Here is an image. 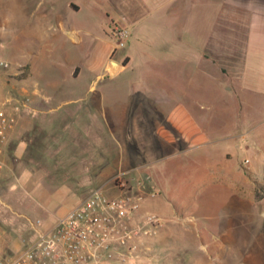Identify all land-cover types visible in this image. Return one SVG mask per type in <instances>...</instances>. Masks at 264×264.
Here are the masks:
<instances>
[{
    "label": "rangeland",
    "instance_id": "obj_1",
    "mask_svg": "<svg viewBox=\"0 0 264 264\" xmlns=\"http://www.w3.org/2000/svg\"><path fill=\"white\" fill-rule=\"evenodd\" d=\"M51 2L63 4L0 0V57L8 63L0 71V99L11 109L20 105L19 129L13 135L18 137L8 147V170L0 186V245L23 244L21 239L32 233L28 219H40L48 227L93 190L120 195L118 176L136 189L139 181L167 178L162 171L169 169L173 182L166 188L176 184L178 189L169 199L151 186L159 195L148 197L141 209L157 214L162 226L138 241L139 264H168L170 253L176 264H264V97L241 90L239 50H229L233 56L224 66L160 61L147 69L152 73L149 81H144L142 67L130 66L115 78H104L95 91L83 77L62 85V96L34 98L36 76L28 41L34 14ZM88 13L82 8L69 14L74 22L89 25ZM113 23L127 25L121 18ZM56 39L42 48L48 64L60 60L61 50L83 62L91 50L86 39ZM126 50L127 43L116 53ZM134 61L140 64V55ZM49 90L55 95L57 87ZM49 108L54 109L40 119L36 110ZM175 109L179 126L198 133L161 146L158 128L179 133L164 115ZM224 154L236 157L237 170L243 173L228 185L205 168L210 162L219 165ZM147 156L151 170L143 165ZM164 223L181 231L159 243L155 239Z\"/></svg>",
    "mask_w": 264,
    "mask_h": 264
},
{
    "label": "crops",
    "instance_id": "obj_2",
    "mask_svg": "<svg viewBox=\"0 0 264 264\" xmlns=\"http://www.w3.org/2000/svg\"><path fill=\"white\" fill-rule=\"evenodd\" d=\"M82 8L89 12L87 16L89 25L78 24L71 20V14ZM34 16L37 18L32 25L33 35L28 41L30 52H33L30 55L36 76L34 84L37 87L31 92L34 98L47 101L62 96L65 91L62 85L65 83L73 85L83 77L88 81L89 89L95 91L94 88L98 87L104 78L108 80L115 78L130 66L142 67L144 81H149L148 77L152 75L149 72L151 69L148 71L147 69L160 61L180 60L191 61L194 66H224L229 63V57L233 56L229 50L240 52V56H237V59L239 57L237 81L241 90L264 97V0H63L61 6L58 7L51 2L46 10L38 11ZM94 16L97 17V22L92 21ZM116 18H121L127 23L125 26L130 29V37L126 42L129 50L120 54L116 53L117 49L112 51L114 38L111 28L116 24L113 23ZM50 29L53 31L50 32ZM59 35H64L72 43H81L85 39L89 42L91 50L84 62L78 61L77 57H71L70 53L64 50H61L60 60L49 64L44 62L42 48L49 43H55ZM136 55H140V64L134 61ZM125 56L127 63L121 68L122 71L109 76L107 67L110 60L122 63ZM51 87H57L55 95L50 93ZM73 89L67 90L72 92ZM98 91L100 95L103 93L101 90ZM52 109L54 108L36 111L41 119L44 113L51 112ZM173 111L164 114L165 120L171 121L172 129L179 131V135L161 126L157 129L162 138L159 141L161 146L169 147L176 144L180 136L189 139L198 133L193 132V129L180 127L177 122L178 117L174 116L178 110ZM18 129L16 124L2 155L3 178L8 170V147L12 139L16 140L18 137L16 133L13 137ZM233 137L234 135H230L229 140H233ZM234 147L237 150L238 144L236 143ZM149 160L150 157L147 156L143 165L151 170ZM218 161H220L219 165L210 162L211 166H205L206 169L211 170L213 179L221 181L226 179L225 184L228 185L232 178H241L243 173L237 170L236 157L224 154ZM169 171V169L162 171L163 176L167 178L152 177L147 185L158 188L162 195L171 199L170 194L178 188L176 184L166 188L172 181V177L168 176ZM43 225L46 228L44 222ZM178 231L181 229L169 227L164 223L155 240L159 243L165 242V238H172L171 235ZM21 246L22 244L11 243L5 247L0 245V248L19 249ZM170 254L171 261L168 264H176L173 254Z\"/></svg>",
    "mask_w": 264,
    "mask_h": 264
},
{
    "label": "built area",
    "instance_id": "obj_3",
    "mask_svg": "<svg viewBox=\"0 0 264 264\" xmlns=\"http://www.w3.org/2000/svg\"><path fill=\"white\" fill-rule=\"evenodd\" d=\"M111 33L112 51L125 45L130 37L129 27L117 23ZM7 65L0 57V71ZM7 103L0 99V185L2 155L20 111V105L11 109ZM248 161L245 159L244 163ZM115 184L122 192L120 195L107 196L93 190L46 228L40 219H28L30 237L21 239L19 249L0 248V264H139L138 241L155 234L162 226L157 214L141 209L146 199L157 197L159 191L147 189L144 181H139L136 189H130L122 176H118Z\"/></svg>",
    "mask_w": 264,
    "mask_h": 264
},
{
    "label": "water",
    "instance_id": "obj_4",
    "mask_svg": "<svg viewBox=\"0 0 264 264\" xmlns=\"http://www.w3.org/2000/svg\"><path fill=\"white\" fill-rule=\"evenodd\" d=\"M114 63L117 65L116 69L112 67V65ZM123 66H124L123 63H119V62H117L115 60H110V63L108 65V71H109L110 74H114L116 71L120 70Z\"/></svg>",
    "mask_w": 264,
    "mask_h": 264
},
{
    "label": "bare ground",
    "instance_id": "obj_5",
    "mask_svg": "<svg viewBox=\"0 0 264 264\" xmlns=\"http://www.w3.org/2000/svg\"><path fill=\"white\" fill-rule=\"evenodd\" d=\"M112 67L116 69V68H117V65L114 63V64L112 65Z\"/></svg>",
    "mask_w": 264,
    "mask_h": 264
}]
</instances>
